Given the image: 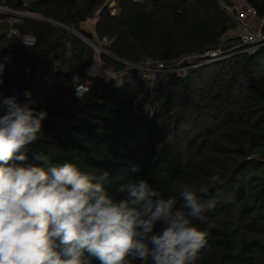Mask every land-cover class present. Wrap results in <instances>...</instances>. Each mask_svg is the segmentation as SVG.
I'll return each mask as SVG.
<instances>
[{
    "label": "trees",
    "instance_id": "16d2710c",
    "mask_svg": "<svg viewBox=\"0 0 264 264\" xmlns=\"http://www.w3.org/2000/svg\"><path fill=\"white\" fill-rule=\"evenodd\" d=\"M247 1L263 18L264 0ZM1 5L26 16L0 15V63L5 64L0 98L21 94L23 99L30 90L32 107L47 113L38 139L27 147L29 163L40 154L48 160L45 167L70 162L97 177L108 172L105 189L118 199L126 198L121 185L145 179L165 198H174L175 208L187 211L177 190L184 184L202 202L216 205L204 220L193 221L208 234L194 264H264V48L186 76L157 72L147 81L122 64L175 68L186 57L195 58L194 64L225 44L238 46L227 39L235 23L219 0H6ZM96 18L95 35L84 32ZM57 24L102 44L103 70L125 73L123 82L91 75L94 49ZM25 36L35 38V45L23 46ZM77 84L88 93L76 97ZM4 112L0 107V115ZM215 175L220 179L213 180ZM90 264L99 261L90 258Z\"/></svg>",
    "mask_w": 264,
    "mask_h": 264
},
{
    "label": "clouds",
    "instance_id": "9594fccd",
    "mask_svg": "<svg viewBox=\"0 0 264 264\" xmlns=\"http://www.w3.org/2000/svg\"><path fill=\"white\" fill-rule=\"evenodd\" d=\"M4 71L0 63V84ZM22 95L0 98V264H194L208 234L193 221L204 220L214 202L180 184L183 211L145 179L121 185L126 198H113L108 172L97 177L70 162L45 167L40 154L29 163L27 147L47 113L32 107L30 90Z\"/></svg>",
    "mask_w": 264,
    "mask_h": 264
},
{
    "label": "built area",
    "instance_id": "2783aa9c",
    "mask_svg": "<svg viewBox=\"0 0 264 264\" xmlns=\"http://www.w3.org/2000/svg\"><path fill=\"white\" fill-rule=\"evenodd\" d=\"M135 2L141 3L143 0H134ZM228 0H219L221 8L226 12V14L234 21L235 30L227 34V39L234 38L238 41V46H233L231 44H225L223 47H219L215 50L208 51L198 58L201 61L190 62L189 60L195 59L193 57H186L182 59L178 64H182L185 61L192 63L188 67H183L184 72H188L192 69L199 68L203 65H208L211 63H217L220 61L227 60L238 54H253L256 53L261 48H264V17L259 18L256 9L248 3L247 0H235L232 4L227 3ZM13 15V16H26L17 11L8 9L7 7L1 5L0 3V15ZM12 33L17 34L16 30H12ZM85 39V38H84ZM226 39V40H227ZM89 42V41H87ZM36 43L35 38L32 36H25L21 40L23 46L31 47ZM100 49V48H99ZM99 53H103L100 49ZM151 64V63H147ZM146 64V65H147ZM128 67H133L139 69L141 66L129 65ZM168 67L162 63L156 64L155 73L157 72H167ZM180 71L182 69H179ZM146 72H151V70H145ZM180 71H176V73ZM171 72V71H170ZM187 74V73H186ZM180 75V74H179ZM74 92L76 97H82L88 93V88L83 84H77L74 86Z\"/></svg>",
    "mask_w": 264,
    "mask_h": 264
},
{
    "label": "rangeland",
    "instance_id": "374dc122",
    "mask_svg": "<svg viewBox=\"0 0 264 264\" xmlns=\"http://www.w3.org/2000/svg\"><path fill=\"white\" fill-rule=\"evenodd\" d=\"M109 7L112 9V13L115 14L116 10L114 9L115 7V3H110ZM97 23V18L94 20H91L89 22H87L84 26H83V30L86 33H90L95 35V25ZM71 33H73L74 35L80 37L81 39H83L84 41H88L83 35L70 30ZM85 38V39H84ZM89 45L92 46V48L94 49L95 53H96V59L94 61V65L93 68L90 70V74L91 75H96V74H102L104 75L107 79H113L118 85L121 84L123 82L124 79V75L125 73H114L111 71H105L102 68V63L100 61L101 56L103 55L102 53H99V50L101 49L103 52L107 53L104 49L102 44H99L98 42H94V43H90L87 42ZM108 45V44H105ZM100 48V49H99ZM194 59L189 60L190 62H193ZM187 61V62H189ZM181 65V64H180ZM179 64L174 68V67H168L167 72H175L176 71H180L179 69H182L179 72V76H186L187 72H184L183 67H181ZM155 68H156V64H144L143 66H141L139 69H135L133 67H128V70H136L137 71V78L142 80V81H147V80H152L155 76ZM151 70V72H146L145 70ZM178 73V72H177Z\"/></svg>",
    "mask_w": 264,
    "mask_h": 264
},
{
    "label": "water",
    "instance_id": "95a60500",
    "mask_svg": "<svg viewBox=\"0 0 264 264\" xmlns=\"http://www.w3.org/2000/svg\"><path fill=\"white\" fill-rule=\"evenodd\" d=\"M4 1H6V0H0V3H3ZM37 19H39V20H41V21H44V22L51 23V21H48V20H45V19H41V18H37ZM57 25H58V24H57ZM58 26L63 27V26H61V25H58ZM63 28H65V27H63ZM65 29H67V28H65ZM67 30L70 31V29H67ZM114 60H115V59H114ZM116 61H117V60H116ZM117 62L122 63V62H120V61H117ZM122 64L128 66V64H126V63H122Z\"/></svg>",
    "mask_w": 264,
    "mask_h": 264
}]
</instances>
